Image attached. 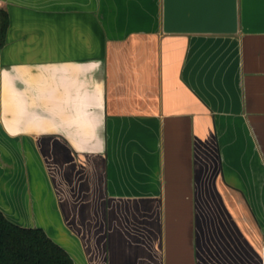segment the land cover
Listing matches in <instances>:
<instances>
[{
	"label": "crops",
	"instance_id": "1",
	"mask_svg": "<svg viewBox=\"0 0 264 264\" xmlns=\"http://www.w3.org/2000/svg\"><path fill=\"white\" fill-rule=\"evenodd\" d=\"M0 212L74 264H264V0L168 35L164 0H0Z\"/></svg>",
	"mask_w": 264,
	"mask_h": 264
},
{
	"label": "water",
	"instance_id": "2",
	"mask_svg": "<svg viewBox=\"0 0 264 264\" xmlns=\"http://www.w3.org/2000/svg\"><path fill=\"white\" fill-rule=\"evenodd\" d=\"M163 31L168 35H235L238 0H164Z\"/></svg>",
	"mask_w": 264,
	"mask_h": 264
},
{
	"label": "trees",
	"instance_id": "3",
	"mask_svg": "<svg viewBox=\"0 0 264 264\" xmlns=\"http://www.w3.org/2000/svg\"><path fill=\"white\" fill-rule=\"evenodd\" d=\"M8 26L0 11L1 37ZM0 264H74L68 253L40 229L14 225L0 212Z\"/></svg>",
	"mask_w": 264,
	"mask_h": 264
},
{
	"label": "built area",
	"instance_id": "4",
	"mask_svg": "<svg viewBox=\"0 0 264 264\" xmlns=\"http://www.w3.org/2000/svg\"><path fill=\"white\" fill-rule=\"evenodd\" d=\"M263 261H264V250H263Z\"/></svg>",
	"mask_w": 264,
	"mask_h": 264
}]
</instances>
